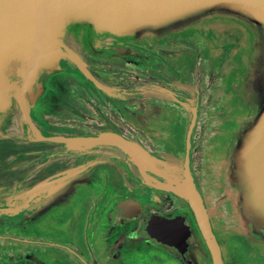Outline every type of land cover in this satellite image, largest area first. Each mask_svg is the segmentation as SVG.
I'll return each mask as SVG.
<instances>
[{
	"label": "flooded vegetation",
	"instance_id": "flooded-vegetation-1",
	"mask_svg": "<svg viewBox=\"0 0 264 264\" xmlns=\"http://www.w3.org/2000/svg\"><path fill=\"white\" fill-rule=\"evenodd\" d=\"M205 29L207 31V28ZM81 30L80 27H70L67 30L68 38L77 34L83 37L84 41L82 40L79 49L71 39L64 40V45L78 56L84 69L94 80L101 85L121 91V93L106 94L96 87L93 89L94 85L85 78L92 86L87 87L88 85L85 84L86 88L92 91L90 96L95 98L96 103L100 106L108 103L114 106L113 111L116 113V120L105 119V125L95 128L96 130L94 126L88 128L87 133L90 132L91 136L113 133L137 143L147 152H151L147 147L151 146L153 141L159 144L154 148L157 146L161 149L160 158L183 159L189 125L186 107L195 106L197 117L190 142V166L201 196L191 157L194 133L203 100L211 92L213 94L215 76L210 73L221 60L216 59L210 65H205L207 57L203 59V63L196 58L198 56L196 53L189 69L191 78L185 83L180 76L166 73L168 67H165L164 60H153L157 67L147 69L146 61H143L134 46L129 44L136 40L145 41L142 50L147 51L145 48L151 47L150 38L163 36L168 32L147 33L145 35L149 34V38L145 39L142 38L144 35L118 38L108 33L93 35L89 31ZM181 30L183 28L172 32ZM202 34L201 31L198 32L196 38L201 39ZM205 40L209 41L206 38ZM201 41L205 45L204 39ZM178 44L188 49L193 47L187 41L173 43L175 46ZM158 49V52L165 56L167 51L162 47ZM222 51L227 52L225 49ZM215 55L216 52H212V57ZM58 65H62V71H57L58 74L69 67L83 83L79 77L83 75L73 64L62 60ZM57 73L52 74L48 80ZM217 79L220 81V77ZM44 86L43 92L37 97V104L44 100L47 93L46 85ZM146 87L155 88V92L147 95L144 92ZM234 89V95L236 94L235 96H238L244 104L249 105L248 98L243 97L248 95L244 94V88H240L239 84L235 83ZM221 93L222 90L218 93V102ZM36 107H30L31 124L35 119L33 113ZM92 114L98 119L101 116L98 110H93ZM244 114L241 112V116ZM241 116L236 119L240 123ZM170 117L186 121L183 143L181 139L179 140V144L183 145L182 152L180 149L178 151L164 147L166 142L164 140L168 134L165 133V138L153 136L157 129H164L161 123ZM147 121H151L150 124ZM17 127L12 103L0 125L1 139L7 137L11 141L5 147L0 144V209L8 212L7 216L0 217V264H211L210 255L186 202L177 199L176 213L166 215L152 196L156 191L142 184L131 163L120 157L114 148L66 150L56 143L34 141L20 133ZM75 127L71 132L66 131V127L59 130L48 128L45 131H36L41 135L63 138L88 136L79 131L81 130L79 127L76 125ZM125 132H129L130 136H126ZM11 165L14 167H10ZM102 166L112 167L114 175L110 184L107 182L102 186V192H98L101 194L95 197L86 215L84 216L81 210L78 211V215H73L69 219L60 215L59 220L54 221L57 212L66 215L65 212L71 209L77 186L89 184V176ZM100 176V174L95 175L96 182H99ZM97 186L101 189V184ZM112 188L116 190V195L111 196ZM92 189L90 187V190ZM122 203L129 204L127 209L131 217L119 214V205ZM85 206L84 204L83 207ZM206 206L207 203L204 207ZM206 211L221 252L222 262L226 264L225 254L218 241L208 207ZM148 219L175 221L174 230L165 233L172 238V247L162 244L160 237L163 238L164 234L157 231L146 234L141 231V225ZM80 228L84 234L81 237ZM64 229L66 238H61V230ZM234 233L237 232L230 234ZM76 234L77 236H74ZM248 234L241 233L240 236L246 239L248 235L254 239L250 232ZM255 240L263 243L257 238Z\"/></svg>",
	"mask_w": 264,
	"mask_h": 264
},
{
	"label": "rangeland",
	"instance_id": "rangeland-1",
	"mask_svg": "<svg viewBox=\"0 0 264 264\" xmlns=\"http://www.w3.org/2000/svg\"><path fill=\"white\" fill-rule=\"evenodd\" d=\"M236 17L221 12L209 13L197 18L195 17L192 20L190 19V21H182L175 25L166 26L158 30V32H144L132 36L141 37L144 35L142 38L146 39L149 38V34L145 35L147 33L157 34L168 32L163 36L150 38V43H147L151 47L145 48L147 51L142 50V44L145 41L135 39L136 41H132L129 44L134 46L139 57L143 61H146L147 69L157 67L153 60H164L165 67H168L166 73L180 76L185 83L191 78L189 69L196 53L198 55L196 58H199L203 63V59L207 57L204 63L205 65H210L216 59L221 60V62L217 63L216 67L214 66V69L210 73L215 76L213 94L211 92L203 100L202 107L199 110L191 154L193 171L200 191L203 194L201 196L204 206L207 203L206 208L208 207L210 210V218L211 220L213 219V227L222 251L225 254L226 264H264V235L257 237L256 233H259V230L255 225L253 226L252 223L243 218V216L247 215V210L245 208L241 209L240 187L238 182H236L237 170L235 169V162L231 160L234 154L233 150L240 140L239 132L243 133L246 130L253 116L256 115L264 103V33L262 30H255L254 26ZM192 22L194 24H191ZM203 26L207 28V31ZM69 28L67 27L64 30L62 41L64 42L67 39L74 40L75 42L73 44L79 49L83 37L77 34L74 37L68 38L67 30ZM182 28L183 30L179 32H172ZM80 29H82L81 31H89L93 35L104 34L96 33L88 28L87 30L86 28ZM200 31L203 33L201 39H204L205 45L200 38H196V34ZM200 35L199 33L198 36ZM116 37L128 38L118 35ZM205 38L209 41L205 40ZM176 41L190 42V45L193 47L188 49L183 47L182 44L175 46L173 43ZM241 43L243 44L241 45ZM158 47H162L167 51L165 56L158 52ZM223 49L227 50V52L222 51ZM212 52H216V55L213 57ZM176 54H179V56H176ZM62 60L64 59L60 61ZM61 66H57L59 68L57 71H62ZM206 73L205 71V76ZM79 77L83 83L80 82L75 71L66 67L63 73H57L48 80L45 84L47 93L44 100L39 101L37 104V99H35L33 105H31L32 107L37 106L33 113L35 119L32 121L35 130L45 131L48 128L51 130H59L66 127L65 130L71 132L76 128V125L81 129L79 131L84 134L86 133L88 135L87 137H89L91 133H87L86 130L88 128H93L94 126V130H96L95 128L106 124L105 119L111 121L116 120V113L113 111L114 106L109 105L106 101L107 105H98L99 103H96L95 98L90 96L92 91L86 88V85H88L87 87H92L90 82L84 76L80 75ZM217 77H220V81H218ZM221 81L222 85L220 88ZM235 83L239 84L240 88H244V94H248L247 97H243L248 98L249 105L244 104L238 96H235L236 94L234 95ZM92 88L94 89L95 87L93 86ZM221 90L222 93L218 102L217 97ZM155 95L154 93L153 96ZM93 110L101 112L99 119L92 114ZM241 112L245 114L241 116ZM7 114L8 110L0 116V125ZM240 116L242 118L241 123L236 120ZM151 121L147 122L150 124ZM185 122L184 119L179 120L178 118L170 117L164 123H161V127L164 129H157L153 133V136L165 138L166 134H168L166 140H164L166 141L164 147L170 150L179 151L180 149V152H182L183 145L181 143L179 144V142L181 141L183 143L184 140ZM162 130H165V132ZM20 133L22 132L20 131ZM125 134L126 136H130L129 132H125ZM1 136L0 144L3 147L8 146L9 142H11L10 139L7 137L1 139ZM135 145L154 159L162 160L163 162H167L168 159L182 160L181 158L176 159L172 157L160 158L161 149L157 147L159 144L153 141L150 144L151 146L147 147L151 149V152H147L137 143ZM155 145L157 146L154 148ZM10 167H14V165ZM99 174L101 175L100 180L96 182L94 177ZM147 174L154 180H160L153 173L147 172ZM113 175L114 171L112 167L102 166L98 170H94L89 176V184L86 183L83 186H77L72 207L68 212H65L67 214L63 215V213L58 214L57 212L53 220L58 221L60 215L65 219H69L73 215H78V211L80 212L81 210H83V215L85 216L87 210L92 207L95 197L101 194L98 192H102V186L107 182L110 184ZM100 184L101 189L100 186H97ZM142 184L156 191L152 196L155 203L159 205L158 207L163 208L166 215L176 213L177 199L184 201L175 194L149 187L143 182ZM90 187L93 189L90 190ZM114 194L116 195L117 193L112 188L111 196ZM83 203L86 205L85 207H83ZM65 231V229L64 231L61 230V238H66ZM79 231H82L80 237L84 236L81 228ZM234 231L237 233L230 234ZM249 232L254 239L248 236ZM241 233L248 234L246 237L250 238L245 239L243 236H240ZM74 236H77V234ZM255 238L263 241V243L261 244L256 241ZM192 253L195 256V253Z\"/></svg>",
	"mask_w": 264,
	"mask_h": 264
},
{
	"label": "water",
	"instance_id": "water-1",
	"mask_svg": "<svg viewBox=\"0 0 264 264\" xmlns=\"http://www.w3.org/2000/svg\"><path fill=\"white\" fill-rule=\"evenodd\" d=\"M220 12L237 16V19L264 33V0H0V116L13 103L19 130L34 141L56 143L71 151L114 148L120 157L131 163L141 182L175 194L186 202L211 264L223 262L190 166V142L197 115L195 106L186 107L189 125L185 156L181 161L168 159L167 162L154 159L134 142L109 133L78 138L41 135L33 128L29 111L33 101L43 92L48 78L59 69L56 66L61 59L73 64L102 92L121 93L94 80L78 56L64 45L62 34L67 27L132 37ZM31 42L38 44L39 52L30 63L31 58L24 53L29 50ZM13 47L23 54L10 63L9 51ZM145 89L147 95L155 92L153 87ZM262 105L246 130L239 132L240 140L231 157L237 170L241 209L247 210L243 218L259 230L257 237L264 235V103ZM171 165L177 166L172 168ZM147 172L155 174L160 180H154ZM128 205H119L121 216L131 217ZM7 215L6 210L0 209V217ZM174 226L175 221L148 219L141 225V231L164 234L163 238L160 237L161 242L170 248L173 241L165 233L174 230Z\"/></svg>",
	"mask_w": 264,
	"mask_h": 264
},
{
	"label": "bare ground",
	"instance_id": "bare-ground-1",
	"mask_svg": "<svg viewBox=\"0 0 264 264\" xmlns=\"http://www.w3.org/2000/svg\"><path fill=\"white\" fill-rule=\"evenodd\" d=\"M37 52H39V46L37 43H33L31 42L29 44V50H27L24 55L27 57H30V63L34 60V58L37 55ZM22 51L18 48H11L9 51V57H10V63L12 62L13 59L17 58V57H22Z\"/></svg>",
	"mask_w": 264,
	"mask_h": 264
}]
</instances>
